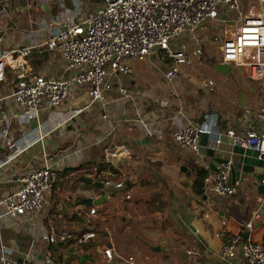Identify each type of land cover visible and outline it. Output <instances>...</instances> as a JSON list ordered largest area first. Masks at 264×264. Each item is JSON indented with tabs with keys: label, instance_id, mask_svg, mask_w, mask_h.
Returning a JSON list of instances; mask_svg holds the SVG:
<instances>
[{
	"label": "crops",
	"instance_id": "crops-1",
	"mask_svg": "<svg viewBox=\"0 0 264 264\" xmlns=\"http://www.w3.org/2000/svg\"><path fill=\"white\" fill-rule=\"evenodd\" d=\"M23 4L18 2L14 9L17 11ZM40 6L44 10L51 8L48 4ZM14 35L20 39L6 35L0 42V51L28 44L22 35ZM220 61L216 59L210 66L206 54L201 55L194 60L195 65L182 66L172 80L165 76L170 60L160 55L132 61V72L115 78L105 96V109L100 102L90 103L84 89H72L61 107L53 110L54 118H42L46 126H53L42 145L33 144L0 167V196L13 191L18 178L28 169L42 166L45 159L59 173L46 192L47 207L37 218L34 237L25 225L17 227L11 221L4 229V240L41 259L40 264H239V260L229 259L222 252L229 236L240 233L243 240L264 246V196L257 194L249 179L242 182L239 175L230 178L232 183L238 182L232 196L217 197L210 191L195 193L196 167L209 168L213 158L179 146L172 137L188 122L202 124L205 115L217 114L220 143L210 138L207 146L215 149L218 158L221 155L233 161L237 158L232 152L235 145L225 131L244 134L263 127L257 110L264 103V77L251 79L242 67L237 68V73L219 72L215 64ZM28 62L36 73L48 77L61 76L65 71L61 57L54 51L34 50ZM208 80L215 83L211 91L206 85ZM118 86H124L130 96L121 95ZM0 89L6 90L7 86L0 84ZM241 94L245 97L244 108L240 106ZM70 95L87 98L79 105L77 115L63 122L71 108L79 107L73 105ZM110 144H124L131 153L130 158L118 159L127 181L123 189H112L110 201L96 200L101 187L85 183L83 178H89L87 173L109 170L99 171L97 165L104 164L101 159ZM9 155V148L0 150V159ZM82 165V169L73 171L75 175L63 172ZM210 172L211 178V169ZM126 193L130 198L125 197ZM62 201L70 208L60 211L62 216L56 218L59 229L74 234L96 229L92 227L96 224L103 229H96L95 237L83 244L43 242L45 220L58 215L56 205ZM93 205L102 216L90 225L85 214ZM223 218L228 219L226 226L221 223ZM249 221L250 228L246 226ZM38 242L40 250L37 247L34 254L30 253L32 244ZM105 247L114 250L110 263L103 255ZM50 258L51 263L47 262Z\"/></svg>",
	"mask_w": 264,
	"mask_h": 264
},
{
	"label": "built area",
	"instance_id": "built-area-1",
	"mask_svg": "<svg viewBox=\"0 0 264 264\" xmlns=\"http://www.w3.org/2000/svg\"><path fill=\"white\" fill-rule=\"evenodd\" d=\"M20 1L24 4L19 12H28L34 0H0V42L10 29L8 22L15 23L9 14ZM72 1L73 8L61 4L60 15L49 19L41 15L39 21L31 16L28 23L37 24V28L23 34L28 44L19 43L0 51V84L7 86L6 90L0 89V150H11V155L0 159V167L33 144L43 143L53 126H46L42 118H54L53 110L61 107L72 89H84L90 103L100 102L105 109V96L115 78L132 72L130 62L144 61L153 55L170 60L165 76L172 80L182 66H192L202 55L201 34L208 28H221V62L246 68L251 79L264 77V0H101L98 9L86 18L80 17L81 0ZM34 6L38 9L40 4ZM35 30L41 32L40 39L33 35ZM37 49L57 52L64 63L63 75L48 77L36 73L28 58ZM206 85L208 91L215 87L213 80H208ZM117 89L121 95L130 96L124 86ZM79 109L81 106L71 108L63 122L77 115ZM257 117L264 124V103L257 110ZM217 118V114H209L204 116L202 124L188 122L173 132L174 142L197 154L200 133H207L219 144L222 133ZM225 133L234 145L258 151L257 158L261 159L264 125L259 131L252 129L240 134L228 129ZM130 156L124 144L105 148L101 162L108 164L109 170L85 174L102 184L94 199L110 201L112 189L124 188L127 176L118 159ZM231 165V160L218 164L212 174L213 181L205 178V191L217 197L234 195L238 182L230 180ZM57 175L54 166L45 159L42 166L21 175L13 191L1 196L0 264H37L34 256L28 251L23 253L19 245L8 246L3 232L7 223L14 221L17 227L25 225L34 237L39 224L37 218L47 207L44 194L53 186ZM261 183L264 184V177ZM125 197L130 198L129 193ZM60 203L56 205L58 215L45 220L41 240L48 245L69 241L83 244L94 238L96 233L91 230L74 234L59 229L56 218L62 216L60 211L70 208L64 201ZM97 212L95 205L90 207L85 214L86 223L101 218L102 214ZM221 223L226 226L228 219L223 218ZM246 226L250 228L252 221ZM222 252L229 259L239 260V264H264V246L243 240L240 233L229 236ZM103 255L110 263L114 250L105 247Z\"/></svg>",
	"mask_w": 264,
	"mask_h": 264
},
{
	"label": "rangeland",
	"instance_id": "rangeland-1",
	"mask_svg": "<svg viewBox=\"0 0 264 264\" xmlns=\"http://www.w3.org/2000/svg\"><path fill=\"white\" fill-rule=\"evenodd\" d=\"M100 2H101V0H81L82 14L80 15V17L81 18H86L87 15H89L90 13H93L95 10L98 9V7L100 5ZM62 3H64V5L67 8H73L74 7L72 0H34L33 1V6L31 7V9L28 12H25V11L24 12H18L15 9H12L10 11L9 16L12 18V20H14L15 23L13 25L12 21L8 22V25L10 26V29L7 31V35L9 37L18 39L19 36H16L14 34L18 33L19 35L23 36V34L26 31H28L30 29H36L37 28V24H35V23L29 24L27 22V20L29 18V15L31 14L32 19L34 21H39L41 15L44 18L49 19L52 16L60 15L61 10H62V6H61ZM37 4H48V5L51 6V8H50V10H44L43 7L39 6V8L37 9V7L34 6V5H37ZM30 25H31V27H30ZM33 35L35 37L36 36L41 37V32H39L38 30H35V32H33ZM201 37H206L205 41L200 43L201 47L203 48L202 56H204L206 54V56L208 57V62H209L208 65L211 66L212 63H214V62L216 63V59H219V58L221 59V53H220V49H219L220 48V43H221V41H220V39H221V28L219 26H214L213 28H208L207 30H205L201 34ZM6 39H7V37H6ZM19 39H20V37H19ZM237 68H239V67L232 66L231 72L237 73L238 72ZM199 79H200V77H199ZM86 98H87L86 95H82V96H80V95H77V96L70 95L69 99L71 100V102H73V105L79 106V105H82L84 103ZM31 150H33V149H31ZM55 159H58V156H56ZM52 161H51V163H53ZM36 167H39V166H36ZM45 196L47 197V193L44 194V197ZM0 198H1V196H0ZM92 227H94V228H96L98 230L103 229V227H101L99 224H96L95 226H92ZM8 231H10V230L7 229L5 231V235L7 237H8V234H7ZM5 242H6V244L8 246H13L14 245V242H11V244H9L7 242V240H5ZM35 245L36 244H34L33 247H30V253H32V254H34L36 252L37 247H38V250H40V248H41V243L40 242H38V244L36 246ZM71 254H72V252H71ZM36 261H37V264L41 263V259H37ZM47 262L51 263L52 262L51 258Z\"/></svg>",
	"mask_w": 264,
	"mask_h": 264
},
{
	"label": "water",
	"instance_id": "water-1",
	"mask_svg": "<svg viewBox=\"0 0 264 264\" xmlns=\"http://www.w3.org/2000/svg\"><path fill=\"white\" fill-rule=\"evenodd\" d=\"M215 68L222 73H227L231 70V65L226 64L224 62H219L215 64ZM244 94L240 96V106L245 107L246 104L244 102ZM210 136L207 133H200V147L199 152L201 154H205L209 157H212L213 160L210 162L208 167L211 169L212 173L216 171V167L220 163H226V158H222L220 155L215 156V149L208 148V141ZM233 154L237 155V158L232 161L231 169H230V178L233 180L238 175L241 177V181L249 179L251 181V185L255 188L257 194L264 196V184L261 183L262 178L264 177V154L261 155V159H258V151L253 149L243 148L241 146L235 145L233 147ZM211 181L213 178L211 176ZM85 183H93L96 187H102L100 182H92L90 178H83ZM92 203V200H90Z\"/></svg>",
	"mask_w": 264,
	"mask_h": 264
},
{
	"label": "trees",
	"instance_id": "trees-1",
	"mask_svg": "<svg viewBox=\"0 0 264 264\" xmlns=\"http://www.w3.org/2000/svg\"><path fill=\"white\" fill-rule=\"evenodd\" d=\"M202 118V117H201ZM91 163V162H89ZM84 165L82 166H79L77 168H66L63 170L64 173L68 172V173H71L73 171H76L78 169H82ZM108 168H110V166L108 164H101L99 163L97 165V170H107ZM59 174V173H58ZM210 169L209 168H205L203 167L202 165H198L196 167V178L193 182V188H194V191L195 193L197 194H204V191H205V178H209L210 177ZM92 230V229H91ZM92 231H96V229H93Z\"/></svg>",
	"mask_w": 264,
	"mask_h": 264
}]
</instances>
